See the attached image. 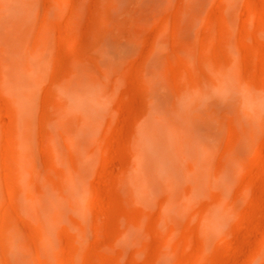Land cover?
<instances>
[{
  "label": "rangeland",
  "instance_id": "374dc122",
  "mask_svg": "<svg viewBox=\"0 0 264 264\" xmlns=\"http://www.w3.org/2000/svg\"><path fill=\"white\" fill-rule=\"evenodd\" d=\"M0 264H264V0H0Z\"/></svg>",
  "mask_w": 264,
  "mask_h": 264
},
{
  "label": "bare ground",
  "instance_id": "6f19581e",
  "mask_svg": "<svg viewBox=\"0 0 264 264\" xmlns=\"http://www.w3.org/2000/svg\"><path fill=\"white\" fill-rule=\"evenodd\" d=\"M226 103H227V105H230V107H231V105H233V102L231 100H227Z\"/></svg>",
  "mask_w": 264,
  "mask_h": 264
}]
</instances>
